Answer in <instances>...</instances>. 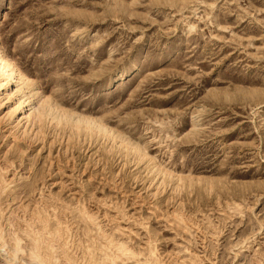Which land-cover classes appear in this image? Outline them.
<instances>
[{
  "label": "rangeland",
  "instance_id": "1",
  "mask_svg": "<svg viewBox=\"0 0 264 264\" xmlns=\"http://www.w3.org/2000/svg\"><path fill=\"white\" fill-rule=\"evenodd\" d=\"M0 52L120 138L0 158V264H264V0H0Z\"/></svg>",
  "mask_w": 264,
  "mask_h": 264
},
{
  "label": "bare ground",
  "instance_id": "2",
  "mask_svg": "<svg viewBox=\"0 0 264 264\" xmlns=\"http://www.w3.org/2000/svg\"><path fill=\"white\" fill-rule=\"evenodd\" d=\"M2 56L0 55L1 159H5L7 156L24 157V159L28 161V158L31 156L29 155V153L32 152L31 150L38 147L49 151V154L53 148L57 147L59 148V151H62L61 154L67 156V153H70L71 147L70 137L68 138L65 136L67 133L66 130V133L64 132L65 134L63 133V135L59 134L61 131L59 133L57 131L55 132L56 127H60L59 124H61L62 120H64V129L72 130L77 134L78 130H82L85 137L92 141V146L100 136H107L106 138H108V142L110 143L112 141L113 144L117 139H120L118 135H115V131L105 127L104 124H101L94 117L88 114L76 113L71 116L66 114V112L63 111L58 104L54 103L50 97L43 96V94L36 88L32 89L31 81L24 76L23 73L16 69L11 61H8V59L3 58ZM13 87H15V90L12 89ZM36 98L39 100L35 101ZM60 113L64 117L60 116ZM76 138L78 139V136ZM121 142H124L127 146L130 145V148L138 153L141 160L146 159L150 162L153 161V159L149 158L146 152L143 149H140L137 145L130 143V141L126 139ZM105 153L110 155V153H112V149H106ZM157 168V163H154L150 172L153 174L154 179L152 180V185L155 189L162 185L161 182H159V174L161 175L163 173L164 176H173L170 172H168V170L157 172ZM34 230L37 231V229ZM31 257L32 255L30 258Z\"/></svg>",
  "mask_w": 264,
  "mask_h": 264
}]
</instances>
